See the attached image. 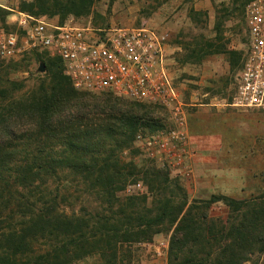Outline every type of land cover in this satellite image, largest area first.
I'll list each match as a JSON object with an SVG mask.
<instances>
[{
  "label": "trees",
  "instance_id": "16d2710c",
  "mask_svg": "<svg viewBox=\"0 0 264 264\" xmlns=\"http://www.w3.org/2000/svg\"><path fill=\"white\" fill-rule=\"evenodd\" d=\"M252 1L218 8L221 37L195 51L199 61L226 55L233 69H242L243 53L229 51L221 31L244 16ZM94 3L23 0L21 10L36 18L59 17L64 25L70 17L90 15ZM8 15L0 9L2 26L16 30L6 25ZM33 60L45 64L46 72L27 93L10 74ZM4 62L0 59V264H77L95 253L114 264L121 245L150 242L160 234L170 235L168 264H246L264 253V192L244 200L226 195L190 200L168 169L122 159L138 135L168 126L165 108L79 91L63 61L44 53ZM72 181L102 201L94 217L62 209ZM138 181L148 193L122 202L119 193ZM217 205L227 208L226 218L211 215Z\"/></svg>",
  "mask_w": 264,
  "mask_h": 264
},
{
  "label": "rangeland",
  "instance_id": "374dc122",
  "mask_svg": "<svg viewBox=\"0 0 264 264\" xmlns=\"http://www.w3.org/2000/svg\"><path fill=\"white\" fill-rule=\"evenodd\" d=\"M233 1L235 0H95L90 15L70 17L66 21L76 26L99 29L151 28L167 37L169 74L182 94L190 133L187 173L168 170L170 178L180 182L190 200L206 199L212 195L244 200L264 192V107H232L236 77L241 68L233 69L226 55H212L199 61L195 54V51L213 44L221 37L216 30L218 8L231 7ZM22 2L23 0H6L5 7L8 9H3L9 13L6 25L9 24L12 28L15 26L12 23L17 19L16 13L29 14L21 10ZM37 18L52 19L48 16ZM53 19L60 20L59 17ZM221 32L228 50L243 53L244 59L249 35L246 12L244 16L240 14L229 20ZM186 47L191 50H186ZM4 63L11 65L9 62ZM41 64L43 63L30 61L26 70L12 72L10 77L24 83L25 91L29 93L44 78L45 72L39 70ZM166 111L170 126L172 113L168 109ZM122 159L139 166L145 161L154 163L144 157L136 142L134 147L123 154ZM72 182L68 185V198L62 203V209L68 214H86L88 219L91 218L90 215L94 217L101 210L99 205L102 201L84 185ZM146 193L148 187L143 181H138L119 193V197L124 202L128 197H140ZM211 215L226 218L227 208L223 205L214 206ZM169 245V234L157 235L150 242L125 243L119 247L116 262L113 263L168 264ZM105 263L106 259L96 253L77 262ZM246 264H264V253Z\"/></svg>",
  "mask_w": 264,
  "mask_h": 264
},
{
  "label": "built area",
  "instance_id": "2783aa9c",
  "mask_svg": "<svg viewBox=\"0 0 264 264\" xmlns=\"http://www.w3.org/2000/svg\"><path fill=\"white\" fill-rule=\"evenodd\" d=\"M6 0H0V9ZM16 30L0 24V59L19 61L32 53L60 58L65 73L79 91L111 93L138 103L161 106L172 113L171 125L138 135L144 157L162 168L187 173L190 147L182 94L169 74L167 37L156 29L61 25L48 18L16 13ZM9 25V24H8ZM248 49L235 82L232 107H264V0L246 10Z\"/></svg>",
  "mask_w": 264,
  "mask_h": 264
},
{
  "label": "water",
  "instance_id": "95a60500",
  "mask_svg": "<svg viewBox=\"0 0 264 264\" xmlns=\"http://www.w3.org/2000/svg\"><path fill=\"white\" fill-rule=\"evenodd\" d=\"M39 70H40L41 72H46L45 64H41Z\"/></svg>",
  "mask_w": 264,
  "mask_h": 264
}]
</instances>
